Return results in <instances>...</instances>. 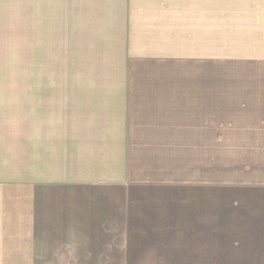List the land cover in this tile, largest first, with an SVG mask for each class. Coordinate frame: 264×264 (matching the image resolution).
<instances>
[{"label":"crops","instance_id":"crops-1","mask_svg":"<svg viewBox=\"0 0 264 264\" xmlns=\"http://www.w3.org/2000/svg\"><path fill=\"white\" fill-rule=\"evenodd\" d=\"M15 67L0 74L20 83L0 86V264H125L152 236L177 242L173 212L162 228L151 214L196 186L178 155L257 134L263 163L264 0H0V68Z\"/></svg>","mask_w":264,"mask_h":264},{"label":"rangeland","instance_id":"rangeland-1","mask_svg":"<svg viewBox=\"0 0 264 264\" xmlns=\"http://www.w3.org/2000/svg\"><path fill=\"white\" fill-rule=\"evenodd\" d=\"M228 70L221 68L217 86L221 91L229 90ZM4 73L19 75L20 68H0V74ZM29 75V90H34L38 86L36 68H29ZM0 86L19 91L20 83ZM256 136L248 148H234L235 154L231 147L220 146L205 147L202 155L200 146L198 152L189 148L188 162L181 163L185 156L178 155L173 167L179 168L183 181L196 186L174 187L173 211L151 214V223L162 228L172 223L168 214L173 212L174 226L170 229L177 242L158 243L159 234L152 236L150 239L156 241L133 245L134 257L126 253L125 264H264V158L262 165L260 137ZM201 174L203 184L197 186L202 181L193 175ZM160 206L156 203L155 210Z\"/></svg>","mask_w":264,"mask_h":264}]
</instances>
